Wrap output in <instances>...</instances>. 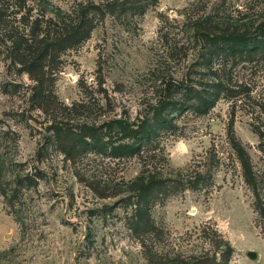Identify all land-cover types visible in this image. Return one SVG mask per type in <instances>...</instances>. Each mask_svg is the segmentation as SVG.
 I'll return each mask as SVG.
<instances>
[{
  "label": "rangeland",
  "instance_id": "374dc122",
  "mask_svg": "<svg viewBox=\"0 0 264 264\" xmlns=\"http://www.w3.org/2000/svg\"><path fill=\"white\" fill-rule=\"evenodd\" d=\"M142 2L62 57L46 110L0 57V264H176L212 249V230L231 264H264L233 148L263 183L264 0ZM220 31L248 34L253 52L228 53Z\"/></svg>",
  "mask_w": 264,
  "mask_h": 264
},
{
  "label": "trees",
  "instance_id": "16d2710c",
  "mask_svg": "<svg viewBox=\"0 0 264 264\" xmlns=\"http://www.w3.org/2000/svg\"><path fill=\"white\" fill-rule=\"evenodd\" d=\"M146 8L142 0H73L65 10L54 0H0V57L34 82L31 105L46 110L52 104L53 92L48 88L57 64L68 52L79 50L109 12H126L127 6ZM144 5V6H143ZM260 42L264 47V24L260 26ZM213 41L224 45L228 53H252V38L248 34L220 31L213 34ZM156 115L163 118L160 108ZM123 129L127 120H116ZM138 132L148 133V121L142 120ZM241 163L246 183L255 197V208L264 219V182L254 170L251 157L241 142L233 143ZM2 191V189H1ZM3 192V191H2ZM5 193V192H3ZM213 248L198 256L176 260V264H231L235 253L232 244L212 230Z\"/></svg>",
  "mask_w": 264,
  "mask_h": 264
}]
</instances>
